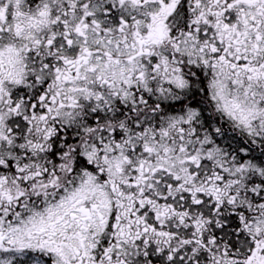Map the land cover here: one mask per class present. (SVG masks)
I'll list each match as a JSON object with an SVG mask.
<instances>
[{"label":"snow or ice","instance_id":"obj_1","mask_svg":"<svg viewBox=\"0 0 264 264\" xmlns=\"http://www.w3.org/2000/svg\"><path fill=\"white\" fill-rule=\"evenodd\" d=\"M0 264H264V0H0Z\"/></svg>","mask_w":264,"mask_h":264}]
</instances>
